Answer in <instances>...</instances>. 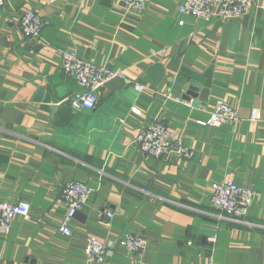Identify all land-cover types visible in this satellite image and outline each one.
<instances>
[{"label":"crops","instance_id":"crops-1","mask_svg":"<svg viewBox=\"0 0 264 264\" xmlns=\"http://www.w3.org/2000/svg\"><path fill=\"white\" fill-rule=\"evenodd\" d=\"M183 1L145 0L137 8L117 0H7L0 7V201L25 202L31 212L0 235V264H264V0L224 21L182 14ZM25 8L46 22L37 37L20 31ZM61 50L124 78L109 80L93 109L74 111L68 100L78 87L62 71ZM191 84L197 97L185 100ZM218 100L238 119L201 125ZM153 121L192 157L143 153L135 138ZM72 180L91 192L65 235L59 196ZM225 180L257 192L243 222L210 201L212 183ZM126 234L143 236L147 247L127 254L116 242ZM89 235L116 242L100 261L86 259Z\"/></svg>","mask_w":264,"mask_h":264},{"label":"built area","instance_id":"built-area-1","mask_svg":"<svg viewBox=\"0 0 264 264\" xmlns=\"http://www.w3.org/2000/svg\"><path fill=\"white\" fill-rule=\"evenodd\" d=\"M7 0H0L2 7ZM57 0H48L55 2ZM124 4L143 8L145 0H117ZM252 0H184L179 7L182 14L193 16L197 19L226 20L240 17L248 11ZM20 31L23 36L34 38L39 36L46 22L32 8H25L20 15ZM61 68L64 75L74 79L78 89L69 96V106L74 111L91 110L95 107L99 92L105 84L116 77L124 78L121 71L107 69L102 65L95 64L77 56L74 50H61ZM137 91L144 87L137 84ZM172 98L171 93L166 94ZM176 101L179 98H174ZM186 105H191L185 101ZM132 112L139 114L140 110L132 108ZM259 109L253 108L250 111V119L257 120ZM238 119L237 110L228 103L218 100L210 117L206 121H199L201 125L216 126ZM136 144L146 155L153 157H166L171 160L190 159L192 150L182 144L179 137L162 122L153 121L149 126L138 131ZM90 188L78 181H69L61 189L59 200L65 206V215L59 227V231L65 235L71 234L69 222L75 214L81 210L90 198ZM257 192L247 186L237 185L231 180L214 182L211 185L210 201L219 208L225 218L243 222L249 204ZM112 217V213H107ZM20 216L22 220L28 221L31 218L30 206L25 202L15 204L0 201V235L6 236L12 228L14 217ZM213 236H208L207 241L213 242ZM127 254H134L143 251L147 247V241L143 236L137 234H126L116 241ZM116 242L89 235L86 238L84 253L87 261H100L112 249ZM187 244H191L190 241Z\"/></svg>","mask_w":264,"mask_h":264},{"label":"water","instance_id":"water-1","mask_svg":"<svg viewBox=\"0 0 264 264\" xmlns=\"http://www.w3.org/2000/svg\"><path fill=\"white\" fill-rule=\"evenodd\" d=\"M196 91H197V86L191 84L189 90H187L185 94H183L182 98L185 100H190L191 98H195L197 97ZM205 95H206V91L203 90L201 96H199V100L205 101Z\"/></svg>","mask_w":264,"mask_h":264}]
</instances>
